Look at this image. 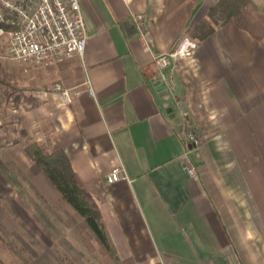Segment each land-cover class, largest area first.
Instances as JSON below:
<instances>
[{"label": "crops", "instance_id": "crops-1", "mask_svg": "<svg viewBox=\"0 0 264 264\" xmlns=\"http://www.w3.org/2000/svg\"><path fill=\"white\" fill-rule=\"evenodd\" d=\"M218 1L79 0L84 57L40 69L38 84L78 93L38 109L54 123L51 150L98 205L117 263L264 264V37L231 21L191 38ZM252 1L264 15V0ZM117 168L127 179L110 184Z\"/></svg>", "mask_w": 264, "mask_h": 264}, {"label": "rangeland", "instance_id": "rangeland-1", "mask_svg": "<svg viewBox=\"0 0 264 264\" xmlns=\"http://www.w3.org/2000/svg\"><path fill=\"white\" fill-rule=\"evenodd\" d=\"M50 67V66H43ZM41 67L0 59V261L2 264L117 263L26 148L48 145L54 123L38 109L55 94Z\"/></svg>", "mask_w": 264, "mask_h": 264}, {"label": "built area", "instance_id": "built-area-1", "mask_svg": "<svg viewBox=\"0 0 264 264\" xmlns=\"http://www.w3.org/2000/svg\"><path fill=\"white\" fill-rule=\"evenodd\" d=\"M0 23L10 28H0V59L43 67L57 66L67 59L85 55L86 23L79 0H0ZM134 23L149 44L151 38L146 32L144 16H136ZM184 44L176 54L159 57L158 65L167 68L172 58L188 55L195 48V44L190 43L184 49ZM54 92L61 93L69 103L78 94L60 85L54 86ZM184 142L188 148L199 145L194 130L185 131ZM125 179L123 168L114 169L108 176L110 184Z\"/></svg>", "mask_w": 264, "mask_h": 264}, {"label": "trees", "instance_id": "trees-1", "mask_svg": "<svg viewBox=\"0 0 264 264\" xmlns=\"http://www.w3.org/2000/svg\"><path fill=\"white\" fill-rule=\"evenodd\" d=\"M231 21L256 39L264 37V15L252 0H219L201 24L192 31L191 38L202 42ZM0 28L10 29L2 23ZM26 154L28 159L41 169L63 199L85 219L103 247L115 255L101 211L85 184L73 170L70 158L63 151L48 152L38 144L28 146Z\"/></svg>", "mask_w": 264, "mask_h": 264}]
</instances>
